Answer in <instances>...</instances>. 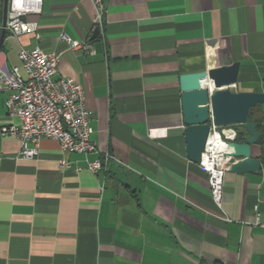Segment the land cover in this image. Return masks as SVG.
Here are the masks:
<instances>
[{
    "label": "crops",
    "instance_id": "obj_1",
    "mask_svg": "<svg viewBox=\"0 0 264 264\" xmlns=\"http://www.w3.org/2000/svg\"><path fill=\"white\" fill-rule=\"evenodd\" d=\"M103 4L96 39L92 0H44L26 18L35 33L6 29L0 65L24 77L22 48L61 54L55 78L83 86L98 151L46 138L37 158L19 157V139L2 133L18 121L0 92V264H264V228L253 225L264 223V143L253 146L258 173L226 172L219 208L187 156L180 89L185 73L240 62L232 89L264 92V0ZM3 19L0 0V39ZM62 34L96 54L72 50ZM105 152L121 164L95 175L87 160Z\"/></svg>",
    "mask_w": 264,
    "mask_h": 264
},
{
    "label": "built area",
    "instance_id": "obj_2",
    "mask_svg": "<svg viewBox=\"0 0 264 264\" xmlns=\"http://www.w3.org/2000/svg\"><path fill=\"white\" fill-rule=\"evenodd\" d=\"M92 1L96 7L95 25L102 29L106 13L103 0ZM43 2L44 0H9L6 29L15 36L35 33L37 24L26 18L41 14ZM60 38L72 50L96 54L90 43L84 40H75L66 34H62ZM19 59L25 77L17 66L5 68L0 65V92H9L6 108L9 116L18 121L3 127L2 133L19 139V157L27 160L37 158L40 142L46 138L58 141L63 151L86 156L96 153L97 144L91 138L92 113L86 108L83 86L72 78H55L61 54L46 52L40 47L22 48ZM237 134L235 126L218 128L211 125L199 164L208 174L211 198L221 209L225 174L234 162L229 142L236 140ZM113 163L121 164L115 155L105 152L96 160H87V169L97 175L108 170ZM63 166H67V163H63ZM224 219L230 221L228 217ZM253 225L264 228L259 216Z\"/></svg>",
    "mask_w": 264,
    "mask_h": 264
},
{
    "label": "water",
    "instance_id": "obj_3",
    "mask_svg": "<svg viewBox=\"0 0 264 264\" xmlns=\"http://www.w3.org/2000/svg\"><path fill=\"white\" fill-rule=\"evenodd\" d=\"M9 0H4L3 30L0 47L6 34L7 11ZM101 33V28L94 29L92 39ZM218 39L208 41L217 44ZM240 62L180 76L182 92V110L187 144V156L200 164L210 133L211 125L216 127L235 126L247 131L244 143L230 141L233 149L230 154L234 159L230 170L235 173H258L260 162L252 156L253 146L257 144L259 134L254 122L248 121L251 108L264 105V92H238L232 88L238 83ZM209 85V86H208Z\"/></svg>",
    "mask_w": 264,
    "mask_h": 264
},
{
    "label": "trees",
    "instance_id": "obj_4",
    "mask_svg": "<svg viewBox=\"0 0 264 264\" xmlns=\"http://www.w3.org/2000/svg\"><path fill=\"white\" fill-rule=\"evenodd\" d=\"M248 121L254 122L257 132L259 134V139L257 144H263L264 143V105H257L256 107L251 108ZM237 137L236 141L239 143H244L247 139V131L242 128H237Z\"/></svg>",
    "mask_w": 264,
    "mask_h": 264
},
{
    "label": "bare ground",
    "instance_id": "obj_5",
    "mask_svg": "<svg viewBox=\"0 0 264 264\" xmlns=\"http://www.w3.org/2000/svg\"><path fill=\"white\" fill-rule=\"evenodd\" d=\"M209 86V85H208Z\"/></svg>",
    "mask_w": 264,
    "mask_h": 264
}]
</instances>
